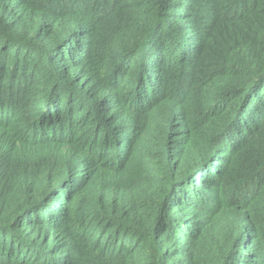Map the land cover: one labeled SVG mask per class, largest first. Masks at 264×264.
Here are the masks:
<instances>
[{
	"label": "trees",
	"instance_id": "obj_1",
	"mask_svg": "<svg viewBox=\"0 0 264 264\" xmlns=\"http://www.w3.org/2000/svg\"><path fill=\"white\" fill-rule=\"evenodd\" d=\"M0 264H264V0H0Z\"/></svg>",
	"mask_w": 264,
	"mask_h": 264
}]
</instances>
